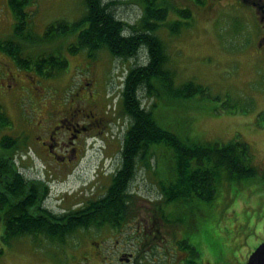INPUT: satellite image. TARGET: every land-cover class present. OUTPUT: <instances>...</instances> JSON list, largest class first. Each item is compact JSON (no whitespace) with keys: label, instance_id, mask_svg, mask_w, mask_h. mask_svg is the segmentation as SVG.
<instances>
[{"label":"rangeland","instance_id":"374dc122","mask_svg":"<svg viewBox=\"0 0 264 264\" xmlns=\"http://www.w3.org/2000/svg\"><path fill=\"white\" fill-rule=\"evenodd\" d=\"M168 1L172 7L191 10L188 19L179 17L172 8L169 10L166 21H187L179 32H171L165 24L156 31L166 47L167 66L174 72L173 83L180 85L193 80L207 88V95L184 98L162 94L157 98L146 96L140 88L141 105L152 109L157 122L176 132L181 139L245 141L257 173L234 181L223 176L213 199L186 203L177 223H165L154 214V206L160 193L158 181L166 182L170 178L173 162L167 146L157 144L149 165L139 162L129 183L135 217L118 234L119 244L124 247L115 248L109 239L103 243V255L113 256L115 264H125L117 261L116 256L121 251L135 252L138 246L132 242L142 241V237L134 235V223L143 225L150 217L153 225L150 246L154 247L146 251L154 252L147 254L156 257L158 262L154 264H177L181 259L183 262L191 259L188 250L177 244L181 240L196 249L193 260L198 264H245L253 249L264 242V51L259 50L256 41L259 22L249 6L237 0ZM112 10L129 23H135L141 15L138 0H114ZM26 11L32 32L41 36L55 20L72 21L80 17L85 6L83 0H34L26 6ZM13 24L14 15L7 0H0V38L13 36ZM13 38L23 44V55L60 53L67 59V66L54 77L40 78L33 89L28 77L33 73L18 68L8 54L0 55L4 63L0 65V77L6 84L5 90L7 88L2 101L9 126L14 124L8 127L9 135L16 134L14 128L19 126L18 119L32 116V98L59 105L78 85L93 88L107 110V120L99 131L93 129L83 135V148L71 172L51 182L47 204L56 210L71 208L75 201L56 200L69 191L75 194L82 190L92 197L103 195L111 174L120 164V146L130 122L122 113V82L130 67L147 61L145 49L140 48L135 56L123 59L104 49L93 56L86 50L70 52L69 44L76 40L74 34L52 40ZM15 160L25 175H42V168L30 150L20 147ZM163 208L165 213L173 210V207ZM92 228V235L81 234L79 238L73 233L64 243L42 235H23L6 244L1 239L3 223L0 221V264H103L95 253L96 246L89 242L98 239L96 228ZM163 243L168 248L167 253H162ZM144 253L142 249V255ZM165 256L167 262H163Z\"/></svg>","mask_w":264,"mask_h":264},{"label":"trees","instance_id":"16d2710c","mask_svg":"<svg viewBox=\"0 0 264 264\" xmlns=\"http://www.w3.org/2000/svg\"><path fill=\"white\" fill-rule=\"evenodd\" d=\"M33 1L7 0L14 15V34L0 38V51L8 54L18 68L31 71L40 78H51L66 68L67 59L53 52L23 55L24 46L14 36L33 41L74 34L76 40L68 47L72 53L86 50L93 56L104 49L114 57L126 59L144 48L147 61L130 67L125 74L121 88L122 113L130 122L120 146V164L111 174L105 193L99 198H90L84 211L69 209L55 213L44 209L42 205L49 196L48 190L39 181L27 180L28 175L18 169L14 157L21 147L20 142L18 137L6 136L2 144L5 151H0V221L4 243L23 235H42L64 243L78 229L127 224L135 217L129 183L138 163L149 165L150 158L156 153V145L160 143L171 151L173 162L170 178L166 182L158 181L160 193L154 206V214L165 223H177L186 203L213 199L217 183L223 176L234 181L256 175L257 168L250 162L251 153L245 141L231 139L221 143L181 139L176 132L157 122L152 109L141 105L140 88L146 96L157 98L162 94L184 98L207 95V88L193 80L174 85V72L167 66L165 44L156 34L162 24L170 27L171 32H179L187 21H166L168 12L172 8L179 17L188 19L191 18L189 8L172 7L168 0H138L141 15L135 23H129L112 10L114 0H83L85 11L80 17L72 21L55 20L47 25L41 36H35L26 11V6ZM6 123H10L8 117ZM163 206L173 207L172 212L165 213ZM177 244L190 254L191 259L185 264H198L193 260L197 255L193 246L186 240Z\"/></svg>","mask_w":264,"mask_h":264},{"label":"flooded vegetation","instance_id":"af4514ba","mask_svg":"<svg viewBox=\"0 0 264 264\" xmlns=\"http://www.w3.org/2000/svg\"><path fill=\"white\" fill-rule=\"evenodd\" d=\"M237 2L249 6L252 12H254L255 17L258 19L259 28L256 41L259 50L264 51V0H237ZM1 54H3L2 51H0V55ZM0 65H4L3 60L1 59ZM28 77L31 83L30 87L33 89L36 88L40 77L34 73L32 76L28 74ZM1 78L2 77H0V151L2 152L5 151L2 144L5 141L6 136L9 135L7 132L8 127L14 126V124L12 122L9 126L6 123V117H8V115L4 110L5 106L2 101V96L7 91V88L5 90L6 84L3 83ZM31 104L32 108L34 107L32 116L21 117L18 119L19 126L14 128L16 134L13 136L18 137L17 140L20 142L21 147L31 151L35 162H37L42 168V175L27 176L26 179L41 182L48 190V196L51 194L52 190L51 182L55 179L58 181L60 176H67L78 162L83 148V135L93 129L99 131L104 125L107 120V110L99 100L98 96L94 93L93 88L86 89L81 85H78L73 94L66 101H61L59 105L51 101L41 102V98H39V100L32 98ZM36 109L38 110V113ZM69 194L72 195V197H70ZM57 195H59V193ZM101 196L102 194L96 195L95 197L87 196L82 190H79L75 194L71 191L66 194H61L56 200H59L60 202L75 201L70 205L71 208L69 209L84 211L87 201L90 198L96 199ZM47 198L42 205L44 209L55 213L69 210H56L54 206L47 204ZM131 220L134 221V218H131ZM131 220H129L127 224L122 223L119 227L101 225L95 229L94 232L97 234L98 239H90L89 242L91 245L96 246L95 253L103 264H115L113 263V256L109 257L108 255H103V243L111 239L115 248L118 246L122 247L123 245L119 244L120 240L117 237H119L118 234L121 233ZM134 224H136V233H134V235L141 234L142 241L133 240L132 243L135 244L136 242L138 246L137 249H134L135 252L121 251L119 252L120 255L118 254L116 256L117 261L125 262V264H154L158 262L156 261V257L142 255V249L144 252H148L146 251V248L151 247L150 244L153 237L151 218L147 217L143 225H141L140 222L136 223V221ZM92 227L93 226L78 229L75 233L79 235V238H81V234L88 237V235H92ZM133 237L134 236L131 238L133 239ZM161 242L162 241L160 240V243ZM160 247L162 248V253H167L168 248L164 243L163 246ZM165 260L167 262L166 256L164 257L163 262H165ZM185 262L181 259L177 264H185ZM85 263H87L86 258Z\"/></svg>","mask_w":264,"mask_h":264},{"label":"water","instance_id":"95a60500","mask_svg":"<svg viewBox=\"0 0 264 264\" xmlns=\"http://www.w3.org/2000/svg\"><path fill=\"white\" fill-rule=\"evenodd\" d=\"M245 264H264V242L259 243L249 254Z\"/></svg>","mask_w":264,"mask_h":264}]
</instances>
